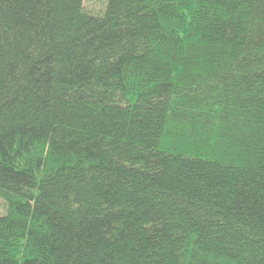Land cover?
I'll return each instance as SVG.
<instances>
[{"label": "trees", "instance_id": "trees-1", "mask_svg": "<svg viewBox=\"0 0 264 264\" xmlns=\"http://www.w3.org/2000/svg\"><path fill=\"white\" fill-rule=\"evenodd\" d=\"M0 0V264H264V0Z\"/></svg>", "mask_w": 264, "mask_h": 264}, {"label": "rangeland", "instance_id": "rangeland-1", "mask_svg": "<svg viewBox=\"0 0 264 264\" xmlns=\"http://www.w3.org/2000/svg\"><path fill=\"white\" fill-rule=\"evenodd\" d=\"M105 0H84V6L88 9L93 11H100L103 9ZM5 212V205L4 202L0 199V216L3 215Z\"/></svg>", "mask_w": 264, "mask_h": 264}]
</instances>
